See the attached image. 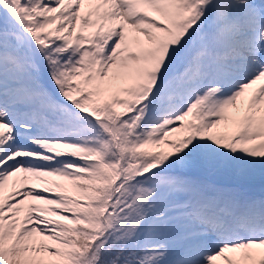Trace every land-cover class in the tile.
<instances>
[{
	"label": "snow or ice",
	"instance_id": "6c2138e0",
	"mask_svg": "<svg viewBox=\"0 0 264 264\" xmlns=\"http://www.w3.org/2000/svg\"><path fill=\"white\" fill-rule=\"evenodd\" d=\"M0 264H264V0H0Z\"/></svg>",
	"mask_w": 264,
	"mask_h": 264
}]
</instances>
